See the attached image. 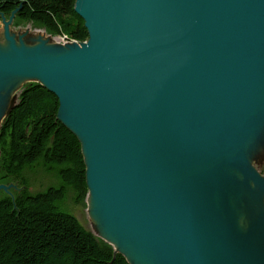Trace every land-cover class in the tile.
Here are the masks:
<instances>
[{"label":"water","instance_id":"obj_1","mask_svg":"<svg viewBox=\"0 0 264 264\" xmlns=\"http://www.w3.org/2000/svg\"><path fill=\"white\" fill-rule=\"evenodd\" d=\"M16 11L0 88L25 77L58 99L100 238L129 264L109 238L153 264H264V178L246 153L264 124V0H76L88 38L55 56L45 39L16 46Z\"/></svg>","mask_w":264,"mask_h":264},{"label":"trees","instance_id":"obj_2","mask_svg":"<svg viewBox=\"0 0 264 264\" xmlns=\"http://www.w3.org/2000/svg\"><path fill=\"white\" fill-rule=\"evenodd\" d=\"M76 0H0V19L30 24L68 42L88 38ZM58 99L26 82L0 124V264H129L72 213L88 187L81 143L58 118ZM45 179L33 191L34 182Z\"/></svg>","mask_w":264,"mask_h":264},{"label":"rangeland","instance_id":"obj_3","mask_svg":"<svg viewBox=\"0 0 264 264\" xmlns=\"http://www.w3.org/2000/svg\"><path fill=\"white\" fill-rule=\"evenodd\" d=\"M14 20V18H13ZM13 20L9 26L11 35L15 38V40L23 39L25 45L32 46L35 44L39 38L45 39L50 42L52 45L48 47V54L51 56L58 55L66 50L67 44L71 42H66V40L62 37L57 36H49L45 33L44 30L34 28L30 24L14 26ZM3 20L0 19V43L2 46L6 44V39L4 36L3 30ZM7 45V44H6ZM54 45V46H53ZM3 53V51H0ZM12 79V78H11ZM10 77L4 78L1 80L5 81L4 85L0 88V124L3 119V115H5L8 108L17 100L18 93L23 86L24 83L17 84L16 90L11 93L5 90L8 80H11ZM1 82V83H2ZM11 83V81L9 82ZM247 149V157L250 161L251 165L260 173V175L264 178V124L260 127L257 134L253 137ZM7 185V184H6ZM45 185V179L39 178L34 182V186L32 187L33 191L39 190L43 188ZM13 188V187H12ZM13 189H16L13 188ZM89 195V194H88ZM235 205L242 209L245 202L242 200H235ZM88 196L85 199V205H77L72 207V213L77 217V219L85 226L86 229L90 230L96 237L99 236V229L94 227V223L91 221L89 207H88ZM238 208V209H239ZM96 226V225H95Z\"/></svg>","mask_w":264,"mask_h":264},{"label":"bare ground","instance_id":"obj_4","mask_svg":"<svg viewBox=\"0 0 264 264\" xmlns=\"http://www.w3.org/2000/svg\"><path fill=\"white\" fill-rule=\"evenodd\" d=\"M15 42H16V46H20V42L18 40H16ZM38 42H39V40L36 42L37 45L40 44V43L38 44ZM6 44L4 46H2L1 43H0V51H4L5 52L7 49H9V42L6 41ZM44 46H50V42L48 43V41H46ZM30 80L31 79L25 78V77H19V76L12 77V79L10 81H11L12 86H14L13 91L16 90L17 84L26 83V82H29ZM235 175H236L237 178H240V175H238V173H236ZM249 199H250V196H247L246 197V201H248ZM88 205H89L88 207H89L90 218H91V221L94 223V227L99 229V231L102 230L103 224H102L101 218H100L99 213H98V202L90 194L88 195ZM237 218H238V220H237V229L239 231H243L245 229V224H246V220L245 219L246 218L244 217V215L242 213L238 214ZM109 240H110V243L117 250L121 251L126 256V258L129 260V262L131 264H153L152 261H147L144 257L134 258L132 252L129 251V249H126V248L118 245L116 240H113V239H110V238H109Z\"/></svg>","mask_w":264,"mask_h":264},{"label":"built area","instance_id":"obj_5","mask_svg":"<svg viewBox=\"0 0 264 264\" xmlns=\"http://www.w3.org/2000/svg\"><path fill=\"white\" fill-rule=\"evenodd\" d=\"M66 42H68V41H66Z\"/></svg>","mask_w":264,"mask_h":264}]
</instances>
